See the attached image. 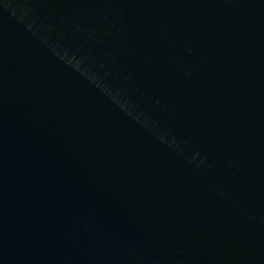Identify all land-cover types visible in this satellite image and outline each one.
<instances>
[{"label": "water", "instance_id": "1", "mask_svg": "<svg viewBox=\"0 0 264 264\" xmlns=\"http://www.w3.org/2000/svg\"><path fill=\"white\" fill-rule=\"evenodd\" d=\"M0 264H264V0H0Z\"/></svg>", "mask_w": 264, "mask_h": 264}]
</instances>
